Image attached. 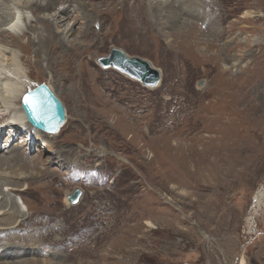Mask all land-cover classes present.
I'll return each instance as SVG.
<instances>
[{"label": "rangeland", "instance_id": "1", "mask_svg": "<svg viewBox=\"0 0 264 264\" xmlns=\"http://www.w3.org/2000/svg\"><path fill=\"white\" fill-rule=\"evenodd\" d=\"M117 1L119 18L111 4L97 8L103 12L92 26V50L67 60L49 47L51 68L44 54L37 63L35 51L24 49L25 36L34 31L17 45L10 35L0 36L2 50L17 51L16 79L28 90L48 84L67 113L58 135L48 138L62 164L50 162L51 174L30 186L51 188L52 211L33 210L19 225L5 215L11 221L2 227L15 226L21 253L0 256V263L264 264V198L258 209L254 200L264 186V0H210L213 10L204 5L208 18L228 32L214 46L202 39V30L214 34L205 19V28L180 40L170 18L166 34L161 20L145 21L143 1ZM34 16L27 11L22 19L41 31ZM225 41L232 48L222 47ZM113 47L150 61L161 71L159 83L147 87L114 67L103 68L98 59ZM13 115L0 116L1 122ZM205 116L221 132L203 133L199 141L202 134H188L186 123ZM42 143L28 148V156L45 159L49 152L41 154ZM39 167L37 161L28 169ZM77 189L80 203L70 207L66 194ZM10 196L27 213L20 195ZM36 197L27 203L37 205Z\"/></svg>", "mask_w": 264, "mask_h": 264}, {"label": "bare ground", "instance_id": "2", "mask_svg": "<svg viewBox=\"0 0 264 264\" xmlns=\"http://www.w3.org/2000/svg\"><path fill=\"white\" fill-rule=\"evenodd\" d=\"M141 1L144 2L145 8L147 9V11L144 14L145 21L156 25L157 23H160V20H161V26H160L161 31L165 34L168 32L167 31L168 24H166L168 23V21L165 19L170 18L172 21V25L169 24V28L172 29L173 31L178 30V32H180V34H178L180 40L182 39L181 37L185 36L189 31L190 33L188 37L193 36V34L191 33L192 31L193 32L196 30L201 31L203 28L206 27V22H207L206 28L207 29L210 28L214 31V34L211 37H208L205 34L206 31H203V30L201 31V35L203 37L202 39H204V41L207 42V40L205 39V37H207L209 41L208 43L209 45L214 46L215 42H217L218 40H221L223 35H225L226 30L224 29V27H222L221 24L219 23L217 24L216 22L217 19L215 20L209 19L207 11L203 10L204 5H207V6L210 5V7L212 6V4L215 5L210 0H141ZM104 3H106V5L111 4L112 13H114L115 18H119L120 7L119 8L117 7L120 6V4L117 0H0V26L1 24H4L2 31L0 30V33H1L0 36L2 37V39H5L6 38L5 35H10L13 39V44L17 45L20 42V39L26 35L28 30H31V32L34 31L32 35L33 37L25 36L28 42L25 44L24 49L25 51L27 50L31 51L33 49V51H35V54H37L38 56L40 54L42 55L44 54L48 62L47 64L51 68L52 66H54L55 61L51 59L52 54L50 51H52V53H55L54 55L58 53L60 57H65L67 58V60H70L74 58V55H75L74 53L80 54L83 51H85L87 48H90L89 51L92 50V48L94 47V46L93 47L91 46V42H90V36L93 31L92 26L93 24H96L97 22L96 15L99 17V15H101V12H103V11L97 10V8L98 7L100 8L103 5H105ZM10 6L12 7L14 14H15L14 16L12 15L11 17H9V15L12 14L11 11L9 12ZM150 6H152L151 9H149ZM129 7L132 8L131 5H129ZM134 8H141V7H134ZM56 10H59V12H56ZM24 11L25 12L30 11L33 15L34 13L38 15L37 17L34 16L35 21H36L35 24L42 25L40 26V28L42 27V30H41L42 32L37 27L34 28L35 27L34 24H31L27 20L22 19V16L25 15ZM46 11L47 13H45ZM220 16L221 15L218 16L220 20L219 22H222V19H220ZM202 19H205L206 22H201L200 20ZM101 26H104V25H101ZM116 26H121V24H119V22L117 21ZM183 27H188V28L184 30ZM73 35L77 36L74 39L72 38L73 41L76 40L77 38L78 40L72 42L69 37ZM78 35L80 36L78 37ZM170 36L171 35L169 34V38ZM0 41L2 40L0 39ZM55 45L56 47H53ZM202 45L206 47V43ZM49 47H51L50 51L48 50ZM222 47H224L226 50H228L230 47L232 48V46L228 44V42L226 41L224 42ZM6 51L9 52V56L5 57ZM41 56H39V59L36 60L37 63L41 62ZM227 57L231 58V56L230 57L227 56ZM19 67H20V62L18 60L17 51L14 50L12 47L8 50H6V48L2 50L0 47V116L6 115L8 113L14 114L12 117H6L3 122H1L3 117H0V225H1L0 226V256H6V257L18 256L21 253V246L18 242V236L17 235L13 236L12 229L15 228V226L12 229L10 227H9L10 229L4 228L5 226L2 227L5 224H10V221H11V220H6L5 219L6 217L4 216L10 215V217L13 218V222L15 221L19 225V223H21L22 221L21 217L25 216V214H29L33 212V210H35V212L39 210L43 212L44 211L51 212L52 211V208L50 205L51 196H52V192L50 191L51 188L49 189V187H42V188L35 187L34 191L33 190L30 191V188L32 187V184L36 182L37 179L51 174L52 169L48 170V167L50 168L51 166L50 162H55L56 166L59 167L63 161L62 160L63 158L61 159L59 157V153L56 157L55 155H53L54 154V151H53L54 148L52 146L53 142L48 139L52 135H58L60 130L55 134H48V133L42 132L41 130L35 128L27 120L21 105L19 107L17 106L18 101H20L21 103L23 95L27 93L29 90L33 89L29 87V90H28V86H29L28 83L22 84L21 81L16 79V77L19 74ZM11 73H15V74H11ZM8 77L12 78V80H10L9 82H7L8 79H10ZM206 116L198 117V119L194 121H188V123H186L185 130L188 134H191V133L202 134V135H199V141L205 140V138L201 139L203 137V133H209V134L212 132L217 133V130H218L215 124V119L209 118L208 119L209 122H207ZM41 141H43L42 143L43 150L41 151V154L49 152L46 158L43 160H40V159L38 160L37 157L28 156V154L26 153V150L28 148H32L33 145L36 144V142L39 143ZM205 142L207 143L209 142V140ZM260 144L264 146V141L261 142ZM25 145H27L28 147H26ZM64 159L66 161H69V158L64 157ZM37 161L40 162V167L38 168L39 171L38 169L29 170L28 167L32 166L34 162L36 165ZM168 171H172L171 166ZM10 193L12 194L16 193L20 195L21 199L23 200L22 203L23 204L25 203L27 206V213H24L20 209L17 201L12 196H10ZM69 194L70 193L66 194L67 200H68V197L71 195ZM35 196H37L35 198V201L38 202V204L37 205L28 204L29 202L26 201V199L29 197H35ZM263 198H264V186H262L259 190H257L254 195L255 207L257 209L259 206H261ZM79 203H80V200L76 204H71L68 201L67 205L71 207L73 205L74 206L79 205ZM33 206L36 209H34ZM253 219H254L253 215H250L248 217V220L250 223H252ZM146 223L151 225V223L148 221ZM2 234L3 236H1ZM12 262L13 264H18L20 263V260L16 259ZM240 264H245V260H242Z\"/></svg>", "mask_w": 264, "mask_h": 264}, {"label": "water", "instance_id": "3", "mask_svg": "<svg viewBox=\"0 0 264 264\" xmlns=\"http://www.w3.org/2000/svg\"><path fill=\"white\" fill-rule=\"evenodd\" d=\"M98 63L103 68L114 67L139 80L147 87H154L161 80L159 69L155 68L150 61L138 56H129L116 47L111 49L109 56L99 58ZM26 96L31 97L35 102V110H33L32 104H25ZM21 107L27 120L35 128L48 134L57 133L67 118L63 102L46 83H40L25 93L21 100ZM81 195L82 191L77 189L68 197V201L71 204H76ZM251 262L258 264L255 259H251Z\"/></svg>", "mask_w": 264, "mask_h": 264}, {"label": "snow or ice", "instance_id": "4", "mask_svg": "<svg viewBox=\"0 0 264 264\" xmlns=\"http://www.w3.org/2000/svg\"><path fill=\"white\" fill-rule=\"evenodd\" d=\"M25 104H32L33 110H35V102L31 97L26 96L24 99Z\"/></svg>", "mask_w": 264, "mask_h": 264}, {"label": "clouds", "instance_id": "5", "mask_svg": "<svg viewBox=\"0 0 264 264\" xmlns=\"http://www.w3.org/2000/svg\"><path fill=\"white\" fill-rule=\"evenodd\" d=\"M122 73H124V72H122ZM126 74V73H125ZM137 81H139V80H137ZM140 82V81H139Z\"/></svg>", "mask_w": 264, "mask_h": 264}]
</instances>
